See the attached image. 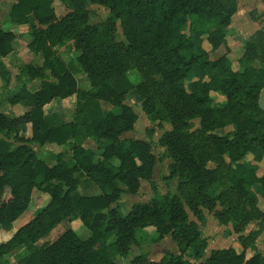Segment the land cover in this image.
<instances>
[{"label":"trees","instance_id":"1","mask_svg":"<svg viewBox=\"0 0 264 264\" xmlns=\"http://www.w3.org/2000/svg\"><path fill=\"white\" fill-rule=\"evenodd\" d=\"M54 1L14 0L7 11L12 23L27 27V47L40 63H23L13 74L3 58L13 52L16 34L0 27V107H25L13 116L0 111V228L11 229L35 190L49 195L0 242V264L22 247L28 253L16 264H264L258 251L247 257L259 230L243 233L254 220L264 230L256 194L264 198V172L257 173L264 158V111L258 105L264 28L245 41L234 69L226 35L237 0H60L67 7L60 16ZM87 1L105 6V19L90 22ZM65 46L74 52L70 61L60 54ZM80 71L89 88L78 86ZM133 71L138 82L128 76ZM34 79L40 86L30 90ZM131 90L150 122L170 124L158 143L170 158L166 177H176L177 184L176 192L132 202L122 215L117 205L124 193L136 194L143 180L156 191L153 129L146 140L122 137L138 119L125 102ZM70 97L71 119L45 112L54 98ZM225 127L230 130L217 132ZM45 145L66 150L52 152L50 164L34 148ZM93 185L98 193L80 192ZM204 210L231 224L240 251L213 248L205 255L208 241L198 223ZM75 219L89 230L87 238L68 227L51 242H39L62 220ZM138 229L155 234V241L170 236L177 253L159 260L137 254L124 263Z\"/></svg>","mask_w":264,"mask_h":264},{"label":"rangeland","instance_id":"2","mask_svg":"<svg viewBox=\"0 0 264 264\" xmlns=\"http://www.w3.org/2000/svg\"><path fill=\"white\" fill-rule=\"evenodd\" d=\"M14 0H0V27L5 30H11L17 33V38L15 41L16 50L22 53V59H15V55L12 57H6V62L10 65L12 73L15 74L18 70V66L26 63H40V58L33 54L27 47V42L29 40V34L27 32V27L12 23L7 16V11ZM55 12L57 16L62 15L66 11V5L63 1L55 0L53 2ZM86 8L90 11V22H99L105 19L108 9L105 6L99 4H93L90 1L86 2ZM116 37L117 39H122L123 36L120 31V26L117 23ZM264 28V0H237V11L232 16L231 23L227 29L226 39L230 46V53L228 54L232 67L236 69L238 67V57L242 54L245 41L251 36V34L259 28ZM185 31L188 28H184ZM203 47L206 50L210 49V45L207 42H203ZM60 54L64 60L70 61L74 52L70 51L68 46L59 48ZM81 72V71H80ZM82 74V75H81ZM76 73L75 76L78 80V86L81 88H89V81L85 74ZM129 78L132 82H138L139 76L137 72L133 71L128 73ZM39 83V79H36ZM190 80H185V84L189 86ZM31 90L36 89L38 86L27 85ZM213 97L220 101L223 98L219 95L213 93ZM74 97H70L64 100L53 99L52 104L45 107V112L49 113L55 109L63 110V116L65 119H70L72 116ZM125 102L132 106L138 115V119L135 123L134 129L128 133L123 134V138L136 137L140 139H147L146 131L147 129H153L151 136V144L153 152L156 155L157 162L154 167L152 179L156 186V191L152 190L149 182L141 181V186L138 192L134 195H128L124 193L117 205V210L120 214H126L132 202H146L148 201L154 193H165V192H176L177 178H167L169 173L168 164L170 163V158L166 155L164 147L158 143V138L167 129H170V124L168 122H163L161 126H157L156 123L150 122L147 116L141 109V105L138 103L134 92L131 90L128 92ZM25 107L21 104L11 105L3 104L0 107V111L6 112L9 115H18L23 113ZM230 130V127H225L217 130L218 133H224ZM89 146H93L91 142L87 143ZM35 151L40 157L46 158L48 163L52 164L54 161L50 158V154L53 152H58L66 150L63 146L56 145H45L43 147L34 146ZM245 162L247 165L252 164V156L247 154L245 157ZM215 164L213 162H208V167H213ZM264 172V158L258 163L257 173L260 175ZM80 192L86 193H98L99 189L93 185L86 188H80ZM256 192V191H255ZM258 206L264 211V198L258 195ZM49 195L47 193H39L34 191L31 197L30 204L28 208L13 221L12 227L9 230H3L0 228V242L6 240L12 232H14L20 225L29 221L48 201ZM205 218L199 221V226L201 228L202 234L207 238L208 245L205 249V255H208L209 251L213 248H224L233 247L236 251H240L241 246L237 239L238 234H236L231 224H220L214 217V215L204 210ZM191 219H194L190 215ZM68 227H72L76 233L85 239L90 235V232L85 228L80 220L75 219L72 222L68 220H62L59 222L47 236L42 238L39 242L54 240L59 234H61ZM251 229L259 230V234L256 238L255 243L247 251V257H249L254 251L260 252L264 255V230L261 229L260 224L257 220L251 221L243 233H247ZM136 237L138 242L131 246L126 257L121 258V260L126 263L133 256L137 254H146L152 260H159L164 253H177L176 244L171 240L170 236H166L160 241H155V234L150 233L145 235V232L141 229L136 231ZM28 253L26 248H20L14 252L6 254L2 260L3 264H16L17 260L25 256ZM186 258L191 259L193 263L197 261L190 255H186Z\"/></svg>","mask_w":264,"mask_h":264},{"label":"crops","instance_id":"3","mask_svg":"<svg viewBox=\"0 0 264 264\" xmlns=\"http://www.w3.org/2000/svg\"><path fill=\"white\" fill-rule=\"evenodd\" d=\"M234 15V14H233ZM8 16V15H7ZM9 19V18H8ZM23 26H25V25H20V28L21 27H23ZM26 27V26H25ZM3 29V28H2ZM15 34H16V38H17V33L16 32H14ZM16 38H15V40H14V42H13V47H14V50H13V52L12 53H10L7 57H12L13 55H15L14 57H15V59H22V53H20L18 50H16V47H15V41H16ZM6 57L5 58H3V61L5 62V64L11 69V67H10V65L6 62ZM12 71V70H11ZM78 74H81V72H77ZM82 75V74H81ZM77 82H78V80H77ZM1 83V82H0ZM28 84L29 85H31V86H38L36 89H38L39 88V86H40V81H39V83L38 82H36V79H34V80H32V81H29L28 82ZM27 84V85H28ZM81 88V87H80ZM36 89H33V90H36ZM31 90V89H30ZM55 99V98H54ZM58 99V98H57ZM50 104H52L51 102L50 103H48L46 106H49ZM45 106V107H46ZM53 111H58L59 112V114L62 116V119L63 120H69V119H65L64 118V116H63V110H61V109H55V110H52L51 112H53ZM73 111H74V106H73V110H72V114H73ZM50 113V112H49ZM72 116V115H71ZM72 118V117H71ZM70 118V119H71ZM130 132V131H129ZM126 133H128V132H126ZM125 134V133H124Z\"/></svg>","mask_w":264,"mask_h":264},{"label":"water","instance_id":"4","mask_svg":"<svg viewBox=\"0 0 264 264\" xmlns=\"http://www.w3.org/2000/svg\"><path fill=\"white\" fill-rule=\"evenodd\" d=\"M258 105L260 109L264 111V86L261 88L260 93H259Z\"/></svg>","mask_w":264,"mask_h":264}]
</instances>
